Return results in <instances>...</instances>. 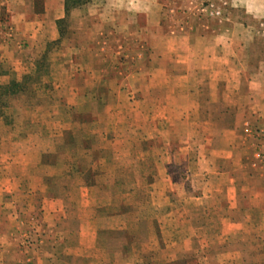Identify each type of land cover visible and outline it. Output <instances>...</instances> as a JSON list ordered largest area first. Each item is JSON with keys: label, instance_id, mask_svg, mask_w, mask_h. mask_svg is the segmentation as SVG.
Returning <instances> with one entry per match:
<instances>
[{"label": "crops", "instance_id": "1", "mask_svg": "<svg viewBox=\"0 0 264 264\" xmlns=\"http://www.w3.org/2000/svg\"><path fill=\"white\" fill-rule=\"evenodd\" d=\"M37 2L0 0V13L7 10L11 16L7 26L0 17V59L11 63L13 70L33 69L36 56L43 51L38 47L48 35L45 26H53L50 31L55 38L57 27L55 30L54 26L66 17L65 0H42L44 8L41 12L36 9ZM233 2L238 7V18L232 16L229 19L231 27L218 31L210 28L202 33L196 29L175 32L158 13L154 21L145 16L147 22L153 21L146 22L148 26L144 31L145 40L150 42L149 53L145 57L140 53L136 71L125 78L124 84L121 83L125 101L129 104L126 115L139 116L140 121L135 128L138 131L123 130L127 141L124 142L127 149L124 163L128 167L132 165V150L137 145L129 139V133H139V145L143 150L141 164L157 168L153 174L143 172L142 179L173 182V175L164 172L165 163L171 162L168 157L165 160V152L172 150L171 157L174 155L175 159H178L177 155L187 156V164L193 165L190 168L193 172L188 177L198 181L199 186L185 190L188 197L185 205L171 202L166 209L157 206V215L153 218L155 227L147 225L148 236L141 241L142 249L139 247L136 251L132 243L126 244L125 239H129L126 232L118 250L110 240L102 238L101 245L107 254L101 253L98 264H114L117 259L134 261L126 264H172L194 257L202 264L212 258L207 246L218 238L229 240L225 242L227 248L215 253L218 261L244 263L256 260L257 246L264 244V160H257L255 152L254 162L251 157L252 150L264 152V136L260 144H255L251 132L264 130V0ZM154 4L150 3L151 6ZM19 40L29 44L19 46ZM99 79V84L102 81L112 85L116 78L104 80L100 75ZM55 84L56 81L54 87L51 85L44 92L19 93L13 98L17 100L14 104L17 119L3 128L9 134L0 138V203L6 195L18 194L27 182L29 188L33 187L29 190L32 195L36 190L40 192L45 219L60 224L67 212V195L51 193L48 183L53 179L56 181L57 177L47 175L55 164L66 169L67 161L54 163L49 160V155L67 152L70 149L65 147L67 145L77 144L78 147L76 133L81 128L76 127L83 123L74 121L69 112L74 106L78 110L77 103H73L66 92L57 91L59 87L63 90L67 83ZM75 89L83 92L84 87L75 85ZM100 100L107 107V115L111 116L115 104L109 105L113 100L112 92L100 95ZM65 133L73 135L74 144L65 139ZM165 133L173 134L171 140L162 139ZM150 138L156 140L153 142ZM84 148L93 152L102 149L95 145ZM152 150L159 152L149 156ZM77 158H71L70 165ZM104 161L99 157L90 169L96 165L98 168ZM76 163L78 168L81 164ZM86 171L79 169L82 188L88 194L103 185L99 183L98 175L93 183L85 185L89 179L85 178ZM115 178L118 177L113 180ZM37 181L43 182L38 189L31 184ZM158 193L163 196L165 190L159 189ZM34 209L35 205L29 211ZM145 209L141 210V225L145 221L151 223L148 213L152 210ZM119 214L125 216L126 211ZM8 219V231L4 233L9 239L13 231L22 226L21 220ZM118 227L123 231L121 233L127 229L125 223ZM232 240L234 247H230ZM28 264L44 262L38 259Z\"/></svg>", "mask_w": 264, "mask_h": 264}, {"label": "rangeland", "instance_id": "2", "mask_svg": "<svg viewBox=\"0 0 264 264\" xmlns=\"http://www.w3.org/2000/svg\"><path fill=\"white\" fill-rule=\"evenodd\" d=\"M41 1L37 2L38 12L44 8ZM150 3L154 5L151 6ZM233 3V0H138L136 5H132L129 0H92L81 8H73L64 25L54 26L55 30L57 27L55 38L50 31L53 26L50 27L49 24L45 26L48 35L42 39V45L38 47L43 51L36 56L33 69L13 70L11 63L0 59V84H7L12 80L20 82L28 75L32 78L29 80L30 87L22 94L34 92L38 94L49 89L51 85L54 87L55 81L57 82L55 85L66 82L64 89L61 90L59 87L57 91L66 92L71 101L77 103L78 110L74 106V109H70L69 112L74 121L83 123L76 127L81 128L76 133L78 144H80L78 147L75 146L77 144L67 145L65 147H70L67 152L59 151L49 155V160L54 163L67 161L66 169L60 164H55L47 175L57 177L56 181L48 180L50 192L53 194L61 192L67 195L65 197L66 216L62 218L60 224H56V220L47 221L43 214L41 196L38 195L40 192L36 190V194L32 195L29 190L33 187L29 188L27 182L23 184L18 194L3 197V203H0V264H28L38 259L44 264H98L97 258L101 256V253L107 254L106 248L103 249L101 245L102 238L110 240L118 250L124 242L126 232L129 238L125 239L126 244L132 243L133 248L138 251V248H141V241L148 236L147 225L152 224L151 228L155 227L153 218L155 219L157 206L162 205L166 209L171 202L187 204L188 197L185 190L198 188L199 182L192 181L188 177L193 172L190 169L193 165L187 164L185 154L177 155L178 159H175L174 155L171 157L172 150L165 152V160L168 157L171 162L165 163L164 172L173 175L175 179L173 182L142 179L143 172L153 174L157 168L153 165L141 164L143 150L139 145L140 134L128 132L131 136L129 139L137 145L132 150V165L128 167L124 163L126 159L124 153L127 154L124 145L127 141L124 140L123 130H136L140 121L139 116L126 115L129 104L125 101L123 84L125 78L136 71L140 53H143L144 57L149 53L147 46L150 42L145 40L144 33L148 26L145 25L147 22L145 16L148 15L147 17L153 20L158 13L175 32L196 29L197 32L202 33L204 29L210 28L218 31L231 27L229 19L238 15L236 14L238 7ZM145 5L149 9L147 12L136 10L145 8ZM135 14L138 16L135 17ZM0 17L5 26L10 24L11 16L7 10H2ZM244 17L248 20L246 14ZM150 19L148 22L151 23ZM23 42L19 40L18 45L29 44L27 41ZM18 51L21 52V50ZM100 75L104 76V80L112 77L116 79L112 85L104 84L102 81L99 84ZM75 85L83 86L85 95H82V90H76ZM109 91L112 92L113 99L109 105L115 103L111 116L107 115V107L100 100V95H107ZM13 98L10 99L4 113H0V138L9 134L5 133L3 128L12 125L16 118L14 104L17 100ZM171 136L173 134L165 133L162 139L169 141ZM64 137L67 140H73V135L70 136L69 133H65ZM251 138L254 139L255 144L258 143L259 139L256 136ZM150 140L154 142L156 139L150 138ZM74 143L75 141L72 144ZM93 145L102 149H96L93 152L84 148ZM152 151L153 153L149 156H156L159 152V150ZM192 152L195 154L194 151ZM254 152L256 153V150H252L251 162H254L252 159L255 156ZM75 156H78L77 160L70 165V159ZM99 157L105 160V163L98 168L96 165L90 169ZM257 160H264V157ZM181 161L184 164H181ZM76 162L81 164L78 168ZM79 169H83L84 172L88 170L85 178L89 179L85 181V185L93 183L98 175L99 183L103 186L87 194V191L82 188V174ZM115 176L118 178H115L116 181L113 182ZM149 176L151 177V174ZM31 184L37 189L43 186V182L39 184L38 181ZM159 189L165 190L163 196H159ZM33 205H35L34 211H29ZM145 208L155 213L152 211L148 213L151 223L145 221L141 225L139 218L142 216L141 210H146ZM15 211L17 213L14 214ZM125 211V216H120L122 214L119 213ZM15 215H17L16 218ZM8 218L12 221L21 220L22 226L21 229H15L9 239L4 233L8 231L7 223L10 222ZM124 223L127 229L121 233L123 231L118 229V224ZM59 236H62V239ZM225 242L229 240L223 241L222 238H218L215 242H211L207 248L212 258L203 261L202 264H264V244L257 246L256 260L244 263L218 261L215 253L228 247ZM231 244L230 247L235 246L234 240ZM133 262V260L117 259L113 263ZM172 264L201 263L198 257H194Z\"/></svg>", "mask_w": 264, "mask_h": 264}, {"label": "trees", "instance_id": "3", "mask_svg": "<svg viewBox=\"0 0 264 264\" xmlns=\"http://www.w3.org/2000/svg\"><path fill=\"white\" fill-rule=\"evenodd\" d=\"M91 1L92 0H65L66 17L57 22L59 27L64 25L67 22L70 12L73 8H81L84 5L90 3ZM31 79L32 78L28 75V76H25L20 82L16 80H12L7 84H0V113L1 114L4 113V110L8 106V103L11 98L15 97L19 93L25 92L28 89V87H30L29 80ZM262 137H257V139H259L258 144H260V141L261 142L263 141Z\"/></svg>", "mask_w": 264, "mask_h": 264}, {"label": "built area", "instance_id": "4", "mask_svg": "<svg viewBox=\"0 0 264 264\" xmlns=\"http://www.w3.org/2000/svg\"><path fill=\"white\" fill-rule=\"evenodd\" d=\"M251 133H253V132H251ZM253 135L256 136V137H262V136H264V130L256 129V131H254ZM260 143H261V142H260ZM256 157H257V158H262V157H264V152H263V150H261V149H257V151H256Z\"/></svg>", "mask_w": 264, "mask_h": 264}, {"label": "clouds", "instance_id": "5", "mask_svg": "<svg viewBox=\"0 0 264 264\" xmlns=\"http://www.w3.org/2000/svg\"><path fill=\"white\" fill-rule=\"evenodd\" d=\"M129 3L132 4V5H136L138 3V0H129ZM137 11H145L147 12L149 9L148 8H137L136 9Z\"/></svg>", "mask_w": 264, "mask_h": 264}]
</instances>
